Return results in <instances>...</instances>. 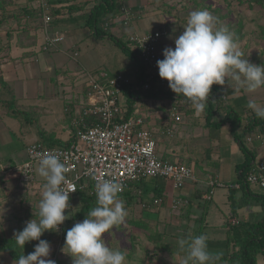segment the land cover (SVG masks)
<instances>
[{"label": "rangeland", "instance_id": "obj_1", "mask_svg": "<svg viewBox=\"0 0 264 264\" xmlns=\"http://www.w3.org/2000/svg\"><path fill=\"white\" fill-rule=\"evenodd\" d=\"M19 1L20 0H12L9 4L10 10H17L18 6L21 5ZM26 1L27 4L30 2L28 0ZM176 1L178 3L175 4V9L173 12L177 13L179 18L187 22V18L192 11L205 9L208 10L214 16L219 18V24L217 25L218 27H227L235 34V39L238 43L239 50L243 53V58L248 59V61L254 65H264V9H262L260 5L253 3L252 0ZM14 6H16V8ZM137 13L140 14L138 11ZM180 13H182L181 16ZM1 15L2 13L0 11V16ZM161 22L162 21L156 16L146 18L145 15L140 14V16H137L130 25L141 23V26L144 28V30H151L154 29V26L161 24ZM8 27H11L12 30H14V35L10 40L11 43H14L16 42V39H18V35H20L19 31H21V29L18 30L19 27L17 23L13 21L8 24ZM123 28L127 29L129 26H125ZM9 29H7V27L0 29V39L7 40L6 33ZM168 30L171 32L169 31V33L162 38V46L167 42L171 43L173 37L178 35V33L175 32V30H177L176 24L170 25ZM31 35L32 34H24V37L22 35V37L19 39H27L28 37L30 38ZM38 35L40 34L38 33ZM123 40L126 42L127 38H124ZM74 42L75 41H73L72 38H66L65 35V40L58 44L56 49L44 51L42 48V52L39 53V62L42 66L45 63V59L52 56L51 54H63V61L61 63L67 64L65 71L68 70L69 73L79 71L80 74L78 75H80V77H76L73 74H68V76L64 75L69 79V81H65L68 83L67 86H62L58 84V81H63L64 79H61V77L58 76V78H55V80L52 79V83L49 75L46 74L44 79L42 78L40 80V87L43 89L44 84L48 85L50 80L52 85H50L51 89L47 90L48 92H45L41 97L36 98L35 100L20 98L19 102L16 104V106H20V111H17L12 116L6 114L4 117H0V131L5 130L6 133L10 135V137H7L8 139H6L8 145L5 147H2V145H5L2 143L4 140L3 137L1 138L3 140L0 139V155L7 150L8 157L11 156L10 154L14 153L16 158L21 159L24 156L27 158V145H30V143H33L36 140V129L38 127H42L44 123H46L49 128H56L57 124L55 125V119L57 116L63 113L67 102H73L76 100V98L78 99L79 96L74 93L75 90L72 89V86L81 81L84 82V84H87L89 76L94 74L100 75L101 73L106 72L108 75L112 73L110 76H115L120 72L121 69L126 68L128 61H132V58L129 57L127 53H121L122 48L116 44L115 38L113 37L107 38L92 35L88 38H85L78 45L73 44ZM1 44L2 41H0V45ZM63 47H65V49ZM263 90L264 88H261L257 91L258 94L256 95V98L264 97ZM19 97L20 96H18V98ZM167 101L163 103V107H161L162 116H164V114L169 115L172 109L171 101ZM84 102L86 101L83 98L81 103L83 104ZM261 104H264V101L261 102ZM37 108H41V111L35 112ZM2 113H4V111ZM35 116L37 117V122H34ZM169 120L171 124L173 121L171 122L170 118ZM188 120L187 116L184 114L183 120L174 124V130H176V128H178L180 125L187 124V122H189ZM69 121L72 124L71 118ZM32 122L35 123L36 127L32 125ZM59 124L61 125V123ZM145 128L150 129L148 126ZM195 134L201 135L202 133L201 131H196ZM201 137L198 139L199 142L202 144L209 143V136L203 137V135H201ZM243 138L245 141H247L245 136ZM189 144V142L186 143V146H189ZM230 152L229 146L227 148L224 147L223 155L220 156L229 158L231 154ZM8 157L3 159L6 160ZM3 159L0 160V162H3ZM193 166L197 167L194 163ZM38 167L39 163H37L34 167L36 180H38V183H45L46 181L44 178L40 177L37 172ZM193 169L195 173H199L198 169ZM211 170H213V168ZM14 181L15 180L12 176H7L6 180L0 183V221L3 227L5 226L4 223L6 222L8 225H10L8 226L6 224V226L11 228L13 227V229L9 232V235H13L14 231L15 233L22 231L21 228H24L26 222L35 218L31 216L21 217L23 214L18 215L19 212L17 209L22 205L23 207L35 206L38 208V204L41 199V192L43 190V186H41V188H24L16 185ZM189 184L190 183H186L184 188ZM231 187L234 186H217L215 188L216 193L213 194L210 203H208V209H212L211 211H208L210 213L209 217L206 221H204L203 218L195 221V231L192 233L186 230V225L188 223H184L180 218H178V213H180L183 209L181 210L173 208V216L164 217L167 211L169 213L170 209L162 208L160 212L161 214H157L154 212V209L157 206L153 208L150 206L147 211H151L152 213H148V218H146L147 216L142 215V212L146 210V206L136 202L133 203L129 209H127L129 215L126 218V223L122 227H117V229L113 228L111 235L105 233L102 238L105 240L106 245L111 247L113 250L120 248L125 252V264H183V260L187 254V246H185V250H181L180 245L178 244L180 239H189L193 236L205 235L207 242H225L228 234L227 227L224 226V223L227 221V218L235 215H237L239 219L242 218L241 213H243L245 209H238L236 206L244 203L247 200L239 199L240 202H236L235 197H239L240 191L239 189H230ZM261 190L264 191L262 188L259 189V191ZM230 195H232V200ZM144 198H148V194L144 195ZM133 199L137 200L136 198ZM192 201L193 204H195L196 201ZM255 203L260 206L258 200H255ZM256 204L253 205L252 203L254 207H257ZM70 205L71 208L66 214L69 215L70 219L64 222L66 231L70 229L75 223L82 222L83 219H85L76 218L75 216V213L79 211L80 208H82L83 204L77 200L72 202ZM212 205L213 207H211ZM193 209H195V206ZM202 209L204 210V208ZM259 209L260 208H257L255 210ZM256 216H259V213ZM142 219L147 222L149 221L152 224H148V227H140L135 223L132 224V222L140 221ZM234 219L235 218H231L230 221ZM257 219L258 218H256V220ZM190 224H192V222ZM178 230L179 234L181 235L180 237L173 235L177 234ZM46 233L42 235L41 239L47 240L49 243H54L55 237L49 238ZM162 245L164 246L162 247ZM63 246L64 243L57 247L58 259H61L63 264H73L72 258L68 255H65L61 251ZM165 246L167 247L166 249L164 248ZM262 260L263 259H260L258 264L262 263ZM218 264H220V262ZM221 264L227 263L221 262Z\"/></svg>", "mask_w": 264, "mask_h": 264}, {"label": "crops", "instance_id": "obj_2", "mask_svg": "<svg viewBox=\"0 0 264 264\" xmlns=\"http://www.w3.org/2000/svg\"><path fill=\"white\" fill-rule=\"evenodd\" d=\"M95 1L96 0H90L89 6L95 5ZM19 2L21 3V5H19L18 8L29 5L30 7L37 8V3L27 4L26 0H20ZM124 3L128 7L133 8L134 11H138L140 12V14L145 15L146 18L156 16L162 22L161 24L154 26V29L151 30H144V28L141 26V23L130 25L127 29L123 28L124 26L121 23H117L112 27L111 31L112 35L115 38L124 41L123 39L128 38L130 34L135 33L139 35H144L159 30L161 28L169 29V26L174 24L177 25V30H175V32L178 33V35L176 37H178L184 31L183 27L185 26V20L179 18L177 13L173 12L175 9V4L178 3L176 0H125ZM14 7L16 8V6ZM8 9H10V7ZM181 14L182 13H180V16ZM86 19L87 17L85 11L71 16L65 15V17L59 21V28L57 29L62 31L66 35V38H72L73 41H75L73 44L78 45L85 38L94 35L93 32L88 27H86ZM38 33L40 35H38ZM32 35L35 36V39H16V42L10 43L7 48L0 52V79L3 80L5 83H9L13 86L14 94L18 102L20 98H28L30 100H35L36 98L41 97L45 92H48L47 90H50V85H52L50 83V80L48 85L44 84L43 89H41L40 87V80L42 78L44 79V76L46 74L49 75L51 82L52 79L55 80V78H58V76L61 77V79H64L63 81H58V84L62 86H67L68 83L65 81H69V79L66 78V76L64 75L68 76V74H73L76 77H80V75H78L80 74L79 71L69 73V71L66 70V73L65 68L67 67V64L61 63L63 61V54L60 53L51 54L52 56L46 58L45 63L41 66L39 62V53L42 52V48L45 43V31H33ZM176 37H173L171 43L167 42L163 44L162 51L167 47H174V39ZM6 42L7 40L4 41V44ZM63 48L65 49V47ZM122 52L124 51L122 50L121 53ZM134 70L135 67L132 62L128 61L126 68L121 69L120 72L131 74L132 72H134ZM106 74L108 75V73ZM231 83L232 87H230L227 82L221 87H219V85H213L212 87L218 88L220 91H223L226 94V102L228 103L226 106H228V109H234V111H237L242 115L245 114L244 111L247 108V103L249 100H255L257 103H261L264 101V97L256 98L258 92L248 94L244 91L243 88H241L239 92H236L234 90L236 87L235 82ZM85 85L86 83L84 84V82L81 81L76 85L72 86V89L75 90L74 93L79 96L78 99L76 98V100L73 102H67L63 113L57 116V118L55 119V125L57 124L56 128H49L46 123H44L42 127L37 126L38 128L35 131L37 138L35 141H42L50 145H52V143L62 145L64 143L70 142L72 125L69 120L72 115L70 114V116L67 114L66 108L68 106H71L73 110L77 108L79 109V107L81 106V100L84 98L83 93ZM18 96L20 97L18 98ZM167 100L171 101V105L173 104V100L171 98L162 96L159 98H147V100H145L143 104L139 106L141 115H143V117L146 119V122L143 127L148 126L150 128V131H152L154 137L156 138L157 152L160 157H162L166 161L180 162L192 168H195V170L198 169L199 173L196 172V175L198 177L199 182H189L190 184L187 187L175 190L171 181H166L164 179L155 181L151 179L144 180L143 182L134 184L131 189L127 191L126 196L120 197L125 201L126 208L129 209V207H131V205L136 202L141 203L143 206H145L144 203H151L152 199L155 201H159V199L163 198V204L161 205H155V202H152L153 204L148 203V206H146V210L142 212V215H145L147 216L146 218H148V213H152L151 211H147L149 207L151 206V208H153L157 206L154 209L155 213L161 214L160 212L162 208H168L170 209V211L169 213L167 211L164 217H171L173 216L174 212V200H185L184 198H188L190 201L194 200L196 201L193 205L195 206V209H193V206H191L190 208H186L188 204H183L182 207L179 209H183L184 211L182 210L180 213H178V218H180L184 223H188L186 225V230L192 233L195 231V221H198L202 218L204 221H206L210 215L208 211H211L212 209L210 210V208H207L206 211L205 209H202V206H205V196L208 190H210L207 186V182H209L213 178H218L219 181L224 184L223 187H229V185H233L234 187H231L230 189H239V197H235L236 202H238L239 199L247 200L244 203L236 206L238 209H245L243 213H241L242 218L240 219H246L253 222L254 220L257 221L261 219L263 217L262 207L258 206L255 203V198L252 196L256 195L253 193H262L264 191H259L260 188L258 186L251 184L247 187V189H242L241 185L236 183V181L238 180L237 166L243 163L246 158L235 136L242 133L243 124L241 127L240 124L237 125V127H235V125L231 127L232 122H228L221 126L204 127L206 125V118H204L203 114L204 111L201 114L197 115L195 109L193 108V110L187 109L184 111L185 115L187 116V120L189 119V122H187V124L185 125H180L178 128H176V130H174L173 126H175L174 124H176V122L174 123L171 121L172 123L170 124V120L168 118L169 115L164 114V116H162L161 107H163V103H165ZM206 107H208V103H206ZM19 108L20 106L18 105V107L16 108V112L20 111ZM1 109L4 111V113H2L3 111ZM0 110V117H4L6 114L12 116L16 113H7V111L4 109V107L1 106V104ZM37 111L40 112L41 108H37L35 112ZM225 116L226 113L220 110L216 115H214L213 121L220 122L225 118ZM34 120V122L38 121L36 116ZM59 123H61V125ZM32 125L35 126V123L32 122ZM169 130H172L171 135L168 134ZM1 131L0 139L3 137L4 140H1H3L2 143L5 144L2 145V147H5L8 145L6 139H8L7 137H10V135H8L5 130ZM196 131H201V135H203V137L209 136V143L202 144L201 142H199L198 139H200L201 135L195 134ZM249 137L250 136H247L246 138ZM258 138L259 141L254 142L253 149L256 148L257 154L260 155L259 158H262L264 157V134H258ZM188 142L190 144L189 146H186V143ZM228 146L231 151L230 157L227 158L220 156L223 155V148H227ZM10 155L11 156L8 157L7 150L4 153H1L0 158H8L6 160L3 159L4 161L0 162V165H14L17 163H22L27 159L26 156L21 159L16 158L14 156V153ZM193 163L197 167L193 166ZM212 168L213 170H211ZM43 184L44 182L38 183V180H36L35 187L41 188ZM199 191L203 192L202 198H199L198 196ZM215 193L216 190L214 191V194ZM146 194H148V198L145 199L144 195ZM231 196L232 195H230V197ZM133 198H136L137 200ZM252 203L253 205L256 204L257 207H254ZM184 207L186 209H184ZM211 207H213V205ZM257 208L260 209L255 210ZM258 213L259 216H256ZM231 218L239 220L237 215L232 216ZM256 218L258 219L256 220ZM191 222L192 224H190ZM6 224L8 225V223L6 222L4 223V227L0 225L1 232L5 237L11 238L14 236L15 231L13 235H9V232L13 229V227H8L10 225L6 226ZM173 235L178 237L181 236L179 234V230L177 234ZM225 245L226 242L223 241H218L215 243L211 241L207 242L209 252H224L226 250ZM261 262L262 263L260 264H264V259ZM6 264L12 263L7 260Z\"/></svg>", "mask_w": 264, "mask_h": 264}, {"label": "clouds", "instance_id": "obj_3", "mask_svg": "<svg viewBox=\"0 0 264 264\" xmlns=\"http://www.w3.org/2000/svg\"><path fill=\"white\" fill-rule=\"evenodd\" d=\"M218 24L219 18L208 10L192 11L184 31L174 39L175 46L165 48L163 59L157 61L159 77L168 82L177 97L190 103L197 115L204 111L213 85L223 86L227 82L232 87L231 82H235L236 92L243 88L248 94L264 88V65L257 66L243 58L235 34ZM247 108L258 119H264V104L249 100ZM67 171L58 155L51 152L42 155L37 172L46 182L35 218L14 234L23 254L13 264H56L50 258V243L41 237L45 232L58 233L60 226L70 219L65 213L71 208L69 197L75 188L70 192L64 187L68 184ZM123 190V184L115 179L97 180L96 206L82 222L66 231L61 251L72 258L73 264H125V252L120 248L113 250L102 238L126 223L129 212L120 198ZM32 241L38 243L25 256L24 246ZM178 243L181 250L187 246L183 264H214L218 258L208 251L205 235L180 239Z\"/></svg>", "mask_w": 264, "mask_h": 264}, {"label": "built area", "instance_id": "obj_4", "mask_svg": "<svg viewBox=\"0 0 264 264\" xmlns=\"http://www.w3.org/2000/svg\"><path fill=\"white\" fill-rule=\"evenodd\" d=\"M37 7L41 10L44 22L45 43L44 51L56 49L58 44L65 40V34L60 30H53L50 15L51 4L49 0H36ZM140 16L139 13L128 7L123 2L121 15L112 19V23H121L124 27ZM106 27L109 24L106 23ZM169 33L167 28L139 35L130 34L128 43L139 52L142 60L149 68L150 79L140 81V86L134 88L135 109L128 119L123 116L128 113V101L125 90L135 82L129 74L118 73L115 76L101 73L99 77L89 76V93L86 102L72 115V126L75 128L76 141L70 146H53L40 141H35L27 146V159L22 163L9 166L0 165V173L14 178V183L24 188H35V165L39 163L43 154L54 153L66 164L68 171L65 173L68 184L64 187L71 192L69 202L78 191L86 190L91 185L90 194L95 195V183L98 179H115L122 183L126 193L134 184L147 179H164L171 181L173 188L179 190L186 183H198L194 169L184 163L170 162L160 158L157 153V141L152 131L144 129L146 119L141 115L139 106L147 100L150 94L151 80L157 79V84L171 93L168 82L162 80L158 74L157 61L163 59L161 50L162 38ZM227 99L226 96L223 97ZM172 109L169 114L171 121L179 123L185 114L184 107L191 106L183 97L173 95ZM87 116H98L100 121L87 125ZM172 134V130L168 131ZM252 138H247L251 142ZM248 182L264 189V159L259 160L248 174ZM208 190L205 200L210 201L217 186L224 184L218 178L207 182ZM120 194V195H121ZM160 201H155L159 204ZM187 200H174L173 208L179 209ZM69 211V210H68ZM67 211V212H68ZM67 212L65 214H67ZM234 219L232 224H238ZM65 242V227L60 226V231L51 245L50 258L57 262L58 249Z\"/></svg>", "mask_w": 264, "mask_h": 264}, {"label": "trees", "instance_id": "obj_5", "mask_svg": "<svg viewBox=\"0 0 264 264\" xmlns=\"http://www.w3.org/2000/svg\"><path fill=\"white\" fill-rule=\"evenodd\" d=\"M12 0H0V11L2 15L0 16V29H4V27H7L9 29L6 33L7 36V42L4 44V40L0 39L2 41V44L0 45V52L3 51L5 48H7L11 43V38L14 35V30H12L11 27H8V24L13 21L16 22L18 25V30L20 35H18V39L24 37V34H32V32H36L39 30H44V22L40 15L41 10L37 7H21L17 10L15 9H8L9 4ZM30 4L36 3V0H29ZM125 0H96L95 5L89 6L90 0H49L51 4V10L50 15L53 17V21L51 22V27L53 30H58L59 28V21L65 17V15H74L78 14L80 12L85 11L86 14V21L85 25L88 27L94 35L101 37V36H107V37H113L112 35V27L116 25L117 23H112V19H114L117 16L121 15V8L123 6V2ZM253 3L260 5L262 9H264V0H252ZM89 6V7H88ZM186 22V21H185ZM109 24L108 27L105 25ZM27 39H35V36L31 35L30 38ZM22 40V39H20ZM115 42L122 48V50L127 53L129 57L132 58V64L135 67L134 72L129 74L131 78L134 79V83L131 87L126 88L125 95L127 97L128 101V107L129 111L123 116V119H128L133 115L134 109H135V102H134V96L136 92L133 90L134 88H137L140 86V81H144L147 79H150V75H148L149 68L147 67L146 63L142 60L141 56L139 55V52L134 49L128 41L124 42L121 39L115 38ZM264 62V61H263ZM96 77H99V75L94 74ZM112 75V74H110ZM151 87L150 94L147 95V98H159V97H169L173 98V95L175 93L164 90L162 87H160L157 84V79L155 76V79L151 80ZM89 93V87L87 84L84 88V99L87 98ZM224 96L226 94L223 91H220L218 88H212V93L207 101L208 107L204 109V118H206V125L204 127H214V126H221L228 122H232L231 127L235 125L240 124V127L242 126V133L235 135L236 139L238 140V143L240 145L241 150L245 154V160L243 163L237 166V172H238V180L236 181L237 184H240L242 189H247V187L250 185L248 182V174L252 171L255 164L259 160H263L264 157L259 158L260 155L257 154L256 148L254 147V142L259 141L258 134H264V119H258L255 114L248 108L244 111L245 114L240 115L239 112L234 111V109H228L226 106V100H224ZM227 97V96H226ZM17 100L14 94L13 86L9 83H5L3 80L0 79V104L4 109L7 111V113H14L16 112V106ZM193 110L192 106H186L184 107L185 110ZM224 111L226 113L225 118L220 121L216 122L213 121L214 115H216L219 111ZM73 108L71 106H68L66 108V112L68 115L73 113ZM71 116V115H70ZM72 121V116H71ZM100 121V118L98 116H87L85 118V123L87 125H93L95 122ZM72 125V124H71ZM144 129H147L143 127ZM150 130V129H147ZM234 131V130H233ZM235 132V131H234ZM236 134V133H234ZM250 136L252 137L251 142H247L243 140V137ZM76 141V134H75V128L72 126V132L70 135V142L64 143L62 145H57L55 143H52L53 146H63L67 147L70 146L72 143ZM42 142V141H41ZM44 143V142H43ZM5 174L0 173V183H2L4 180H6ZM158 179H151V180H160ZM167 181V180H166ZM261 189V188H260ZM91 190V185L84 190V191H78L76 195L70 200L69 204H71L74 201H79L81 204H83L82 208L79 209L75 213L76 218H85L88 214V212L95 207L96 202V195H91L89 192ZM252 193V192H251ZM127 192L124 194H121L120 197L126 196ZM161 194V193H160ZM256 194L255 196H252L255 198V200H258L260 206L263 210V217L257 221H250L246 219H239V223L237 225L232 224V220L230 221L231 217L227 218V221L224 223V226L227 227V239H226V250L224 252H210L213 254L214 257H218L214 260V263L219 262H226L227 264H258L260 259H264V192L262 193H253ZM199 198H202L203 192H198ZM232 198V196L230 197ZM159 199V198H157ZM188 201V205L186 208H190L193 206V201H190L188 198H184ZM163 198L159 199V204L155 205H161L163 204ZM203 200V199H202ZM154 203L155 200L152 199L151 203ZM148 203H144L145 206H148ZM149 203V204H151ZM152 203V204H153ZM208 203L210 201H205V206L203 205L202 208L206 209L208 208ZM201 204V203H200ZM150 206V205H149ZM194 207V206H193ZM184 207V209H186ZM18 212L20 214H23L21 217H35V214L38 212V208L33 207H18ZM25 210V211H23ZM34 214V215H33ZM74 219V217H73ZM135 223L137 226L140 227H148V224H152L151 222H147L144 219L140 221L132 222V224ZM1 225V221H0ZM23 230V227L21 228ZM17 233V232H16ZM46 233V232H45ZM49 238H53L57 236L56 232H48L46 233ZM65 235H66V229H65ZM38 243V241H32L27 243L24 246V255L26 256L28 253L32 252L34 250L35 244ZM164 245H162L163 247ZM167 248L166 246L164 247ZM23 254L22 249L16 244L14 240V236L11 238L5 237L0 229V256L2 259H0V264H6V261L9 260L12 264L15 259H18L20 255ZM56 264H63L61 259H58Z\"/></svg>", "mask_w": 264, "mask_h": 264}]
</instances>
